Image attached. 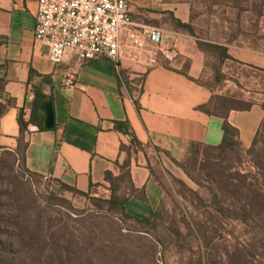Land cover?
Wrapping results in <instances>:
<instances>
[{"label": "crops", "instance_id": "obj_1", "mask_svg": "<svg viewBox=\"0 0 264 264\" xmlns=\"http://www.w3.org/2000/svg\"><path fill=\"white\" fill-rule=\"evenodd\" d=\"M255 1L262 2L129 0L134 24L121 33L118 63L80 64L69 53L57 67L35 39L38 0H0V65L10 101L2 140L22 147L32 175L80 192L108 191L107 173L130 172L136 192L127 212L149 217L165 196L154 161H178L194 146L232 142L248 150L261 131L263 101L244 86L250 70H264V13L252 11ZM145 26L164 32L159 45L148 41ZM69 79L74 87L65 86ZM36 89L55 126L30 123L21 134L19 116L32 117ZM39 112L45 125L41 105ZM118 122L130 132L119 131Z\"/></svg>", "mask_w": 264, "mask_h": 264}, {"label": "rangeland", "instance_id": "obj_2", "mask_svg": "<svg viewBox=\"0 0 264 264\" xmlns=\"http://www.w3.org/2000/svg\"><path fill=\"white\" fill-rule=\"evenodd\" d=\"M252 11L264 13L263 0ZM248 78L264 104V70ZM9 102L1 89L0 104ZM257 140L252 150L162 155L154 163L165 196L140 225L109 210L111 186L80 196L31 175L22 147L0 131V264H264V124Z\"/></svg>", "mask_w": 264, "mask_h": 264}, {"label": "built area", "instance_id": "obj_3", "mask_svg": "<svg viewBox=\"0 0 264 264\" xmlns=\"http://www.w3.org/2000/svg\"><path fill=\"white\" fill-rule=\"evenodd\" d=\"M38 6L35 39L50 50L52 64L59 67L69 53L80 64L101 58L118 63L121 33L134 24L129 0H38ZM143 33L153 45L164 36L161 29L148 26ZM74 82L69 79L65 86L74 87Z\"/></svg>", "mask_w": 264, "mask_h": 264}, {"label": "trees", "instance_id": "obj_4", "mask_svg": "<svg viewBox=\"0 0 264 264\" xmlns=\"http://www.w3.org/2000/svg\"><path fill=\"white\" fill-rule=\"evenodd\" d=\"M6 77L4 76V66L0 65V90L2 89L3 92H5V85H6V81H5ZM35 102L33 103V111H32V117H30V120L27 121L25 119V114L22 111L20 113L19 116V126H20V131L21 134L24 133V131L27 128V125H29L30 123L33 125L38 126L40 129L44 130V118L42 117V115L39 112V108L41 103H43V101L46 99V95L43 93V91L41 89H36L35 90ZM7 106H5L4 104H0V117H2L5 112L7 111ZM129 125L128 123H122V122H118L117 123V129L119 131H122V133H129ZM263 128V126H262ZM226 130L229 132V129L226 126ZM261 133V131H260ZM260 133L257 134V137L255 139V142L253 143V146L251 148L255 149L257 144H258V137L260 135ZM134 142L137 144H140L137 140L134 139ZM234 146L237 144H233L231 143H227L226 146L224 147H220L219 149H212V150H224L225 148H227L228 146ZM201 146H194V148H198ZM20 153L22 156V162H23V166L26 168L25 170L27 172H29L27 170L26 164H25V158H24V153L23 150L20 148ZM130 172H126L123 173V175L120 177H115L113 176L112 173H107L106 174V181L110 184L111 186V190L113 192V194L111 195V199L107 202L108 204V208L110 211L114 212V213H118V215H122L123 217H125L128 220H131L133 222L139 223L140 225H151V221L149 218H151V215H155V211L150 210V214L149 217L144 218V219H138L133 217L132 215H130L127 212V201H128V195H132L136 192V188L134 187V185L132 184L131 181V177H130ZM32 175V174H31ZM34 176V175H33ZM34 177H38V176H34ZM41 178V177H38ZM65 189H69L71 191H74L75 194L80 195V196H88V193H84V192H80L77 189H75V187H70L68 185H62ZM90 193V192H89Z\"/></svg>", "mask_w": 264, "mask_h": 264}, {"label": "water", "instance_id": "obj_5", "mask_svg": "<svg viewBox=\"0 0 264 264\" xmlns=\"http://www.w3.org/2000/svg\"><path fill=\"white\" fill-rule=\"evenodd\" d=\"M41 113L45 117V125H44V128H46V129L53 128V126H55L54 114H53L52 108L50 107L48 101H44L41 104Z\"/></svg>", "mask_w": 264, "mask_h": 264}]
</instances>
